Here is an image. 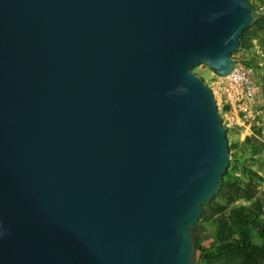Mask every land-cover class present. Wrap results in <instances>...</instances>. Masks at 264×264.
Wrapping results in <instances>:
<instances>
[{"label":"water","instance_id":"1","mask_svg":"<svg viewBox=\"0 0 264 264\" xmlns=\"http://www.w3.org/2000/svg\"><path fill=\"white\" fill-rule=\"evenodd\" d=\"M248 0H0V264H196L230 162L214 92Z\"/></svg>","mask_w":264,"mask_h":264},{"label":"rangeland","instance_id":"2","mask_svg":"<svg viewBox=\"0 0 264 264\" xmlns=\"http://www.w3.org/2000/svg\"><path fill=\"white\" fill-rule=\"evenodd\" d=\"M248 1L257 16L245 29L232 57L236 62L255 69L264 90V0ZM193 70L214 92L219 113L227 127L230 153L228 173L223 174L224 191L204 205L198 225L212 235L221 232L228 239L238 236L239 231L247 227L239 225L241 217H264V107L261 114L243 112L238 105L233 107L221 93L219 75L204 63L196 65ZM250 232L254 242H264L259 227L251 228ZM219 247L214 237L204 240L195 252L196 264H241V256L218 253ZM209 251L213 256L205 259L203 254Z\"/></svg>","mask_w":264,"mask_h":264},{"label":"trees","instance_id":"3","mask_svg":"<svg viewBox=\"0 0 264 264\" xmlns=\"http://www.w3.org/2000/svg\"><path fill=\"white\" fill-rule=\"evenodd\" d=\"M227 173L228 168H226L224 175ZM223 185L224 179L220 191L218 192L220 194L224 191ZM210 201L205 204H209ZM259 216L260 215L257 217H241L239 220V225L245 224L247 227L241 229L238 236L228 239L224 238L221 232L212 235L203 226L198 225L193 230V235L198 237V245L194 249V252H197V250L200 249V246L204 240L214 237L220 244V247L217 249L218 253H231L234 255H239L242 259L241 264H264V242H254L250 232L251 228L259 227L260 233L264 234V217L260 218ZM211 256H213L211 251L207 253L204 252L203 254L205 259H210Z\"/></svg>","mask_w":264,"mask_h":264},{"label":"built area","instance_id":"4","mask_svg":"<svg viewBox=\"0 0 264 264\" xmlns=\"http://www.w3.org/2000/svg\"><path fill=\"white\" fill-rule=\"evenodd\" d=\"M245 60V58H244ZM245 62V61H244ZM220 89L226 101L239 110L257 114L263 112L264 90L253 67L236 62L235 70L228 76H220Z\"/></svg>","mask_w":264,"mask_h":264}]
</instances>
